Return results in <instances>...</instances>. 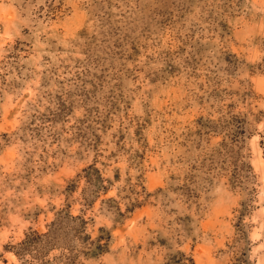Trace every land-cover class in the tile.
Instances as JSON below:
<instances>
[{"label":"rangeland","instance_id":"obj_1","mask_svg":"<svg viewBox=\"0 0 264 264\" xmlns=\"http://www.w3.org/2000/svg\"><path fill=\"white\" fill-rule=\"evenodd\" d=\"M0 264H264V0H0Z\"/></svg>","mask_w":264,"mask_h":264}]
</instances>
